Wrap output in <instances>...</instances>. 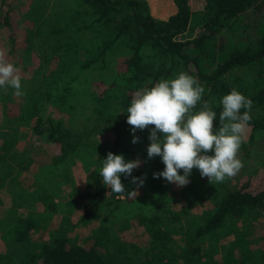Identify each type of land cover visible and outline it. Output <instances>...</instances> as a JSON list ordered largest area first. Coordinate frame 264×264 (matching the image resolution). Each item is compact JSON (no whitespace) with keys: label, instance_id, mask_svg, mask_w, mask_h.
Here are the masks:
<instances>
[{"label":"trees","instance_id":"1","mask_svg":"<svg viewBox=\"0 0 264 264\" xmlns=\"http://www.w3.org/2000/svg\"><path fill=\"white\" fill-rule=\"evenodd\" d=\"M8 1L0 0V30L11 27ZM155 2L30 0L20 44L12 45V30L8 49L0 46L23 93L0 89V264H264V233L246 231L257 220L264 227V0H167L158 17L150 12ZM179 72L204 89L201 102L217 122L219 100L232 89L251 107L236 153L242 167L210 184L193 168L172 209L165 205L175 185L153 178L163 164L146 157L151 125L130 133L122 112L135 95ZM11 110L18 113L7 115ZM28 119V148L18 150L12 143ZM108 152L141 158L131 176L143 184L121 174L124 191H109L98 175ZM72 161L88 167L80 187ZM190 189L210 205L193 212ZM45 194L58 204L56 213L47 210ZM109 204L118 207L111 218L104 213ZM134 212L145 231L140 245L117 237ZM225 225L234 233L226 235Z\"/></svg>","mask_w":264,"mask_h":264},{"label":"clouds","instance_id":"2","mask_svg":"<svg viewBox=\"0 0 264 264\" xmlns=\"http://www.w3.org/2000/svg\"><path fill=\"white\" fill-rule=\"evenodd\" d=\"M12 64L0 62V89L5 86L13 95H23L19 76L14 74ZM204 89L196 79L184 72L174 78L161 79L150 88L135 95L129 102L125 116L130 133L148 128L145 153L148 159L158 156L162 170L153 172V178H162L177 187L186 185L195 168L207 182H222L234 176L242 167L237 158L241 133L249 121L248 109L251 100L235 89L224 94L219 104V121L207 102H201ZM197 102L201 107L192 111ZM243 108L245 111L240 112ZM217 127L213 128V121ZM135 135L131 143L137 142ZM209 150L211 154H208ZM140 160H125L122 154L106 153L101 160L98 175L103 184L113 193H122L124 184L120 176H131ZM131 183L143 184V177L131 176Z\"/></svg>","mask_w":264,"mask_h":264},{"label":"rangeland","instance_id":"3","mask_svg":"<svg viewBox=\"0 0 264 264\" xmlns=\"http://www.w3.org/2000/svg\"><path fill=\"white\" fill-rule=\"evenodd\" d=\"M148 2H151V0H147ZM157 2H162V7L158 8V3L155 2L153 4V6H151V13L154 17H158V16H163V11H165L166 7H167V0H156ZM9 5L11 8H13V10L11 11V13L9 14V19H10V23H11V27L9 28H3L0 30V46L3 49H8V47L10 46V42H9V34L10 31H14L13 35L15 36V42H13L12 45L16 46L18 44H20V41L22 39V36L24 34V27L26 25L25 21L22 19V14L25 12L26 7L29 5L30 0H10L8 1ZM192 9H198L199 5L193 3L192 4ZM160 12V13H159ZM12 54L9 53V55L6 56V58H10L13 59V57L11 56ZM3 57V55L0 54V62H2L1 58ZM21 58V57H20ZM17 62L20 60H16ZM15 67V66H13ZM17 72V70H15ZM15 74V72H14ZM95 83L93 84L94 88H95ZM93 88V89H94ZM12 113H15V115L18 113V111H13L11 110L7 115H11ZM55 116H57L58 118H63L65 121H67L66 119V114L65 115H59L57 113H54ZM14 116V114H13ZM2 117L3 115L0 112V121H2ZM22 124H19L18 127H20L19 129H21L23 131V136L18 139L15 143H12V147H15L18 150H23L24 148H28L27 144L31 138V132H30V128H29V119H28V124L25 125V122H21ZM125 157L127 160H133L136 159L133 156H130V154L128 152L124 153ZM136 160H140L141 163L139 164V167H142V160L141 158H137ZM69 169H70V173H71V177L74 181V183L76 184L77 187H80L82 185L83 179L82 177H84L85 175V170L86 172L88 171V167H86V165L82 162H70L68 165ZM198 175V171L196 172ZM200 177V175H199ZM201 178V177H200ZM201 178V179H205ZM188 183L184 186L189 187L192 183V178L191 175H189L188 177ZM258 180L255 178L254 176V180H253V184L252 186L257 185ZM2 184L0 183V186ZM105 186V185H104ZM106 187V186H105ZM182 187V186H181ZM181 187H175L173 185H169L168 186V192L170 193V201L168 203H166L165 206L170 207L172 209L178 208L181 204V198H175V197H180L179 196V190L181 189ZM1 191V188H0ZM141 191V187H136L134 194L136 195V193H139ZM190 193H192L191 195V201L192 202V206H193V212L194 211H199L201 209H203L204 207H207L210 205V202H208L207 200H204L202 198V196H195V194H193L192 189H190L189 191ZM46 195V194H45ZM48 198V201H51V204L49 203V208H47L48 211L54 212L56 213L57 211V207L58 204L55 202V199L49 197V195H46ZM75 205L76 202H74ZM2 205V199L0 198V206ZM78 206V205H77ZM116 212H118V207L116 205H107L104 209V213L107 215V217L111 218L113 217ZM54 215V214H53ZM141 216V212H134L132 213V215L130 216V218L128 219V224L129 226L121 231L117 230V237L121 240H123L126 243H133V244H137L140 245L143 242V238L145 235V231H144V226L139 222ZM260 220V219H259ZM49 223V222H48ZM47 225V224H46ZM254 230L250 231V228H246L248 230L247 233L248 234H252V236L255 235H262L264 233V227L262 226V222L261 221H256L254 222ZM45 225L41 228H37L36 229V233H35V238L38 237H42L43 234L40 233V230H44ZM225 231H226V235H231V233H234V230L230 231V229L225 225ZM222 239V238H221ZM219 240V246L222 247L223 243H225L227 241V238L225 239V237L222 240Z\"/></svg>","mask_w":264,"mask_h":264}]
</instances>
